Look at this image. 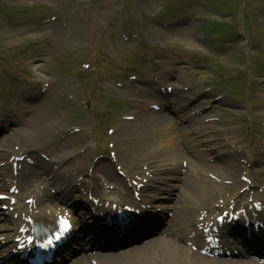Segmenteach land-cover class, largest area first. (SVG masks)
Here are the masks:
<instances>
[{"label":"rangeland","instance_id":"rangeland-1","mask_svg":"<svg viewBox=\"0 0 264 264\" xmlns=\"http://www.w3.org/2000/svg\"><path fill=\"white\" fill-rule=\"evenodd\" d=\"M205 1L211 5L212 13L196 4L195 0H0V89H12L11 85L16 82L44 83L46 93L48 92L39 103L47 110H37L33 104H26L27 107L22 104L19 106L22 109H15V119L21 122V128L17 125L14 129L12 145H26L27 149L36 152L33 156L37 158H41L44 155L42 153L48 154L47 160L53 163L48 166L53 167V172L60 174L78 160L90 162L96 153L105 154L107 145H113L107 151L121 159L120 164L125 165L128 170H141L143 164L152 160L153 156L149 154L156 153L155 145H148L147 131L140 132L138 127L128 124L123 117L130 109L126 105L133 99L141 101L148 98V93L156 86L143 82L139 86L144 88L138 86L137 90L118 91L116 87L112 89L107 86L110 80L104 79L96 84L94 76L75 77L73 70L83 61V56L88 55L101 69L100 74L107 78L113 76L112 78L121 79L124 72L136 69L137 65L142 72H152L153 56V59L160 57L169 60L168 65L167 62L160 64L165 71L168 70L170 77L173 76L171 81L175 82V86L188 89L186 96L195 97L197 93H202L201 99L204 100L192 113L209 105L211 99L221 98L209 113L201 117L204 121H214L205 125L201 121H191L194 126L200 127L204 132H213L217 139H224L225 136L230 139L228 143L231 144L242 140L244 134L239 128L243 127L248 134L245 135V144L249 154L254 156L259 153L260 148L264 147V82L254 85L255 82L249 80L250 65L240 60L241 47H245L246 41L235 43L232 51L217 52L215 46H211V42L203 37L199 23L165 31L146 27L148 18L166 13L167 6H181L184 2L190 6L186 9L189 12L183 11L179 21L189 17L188 20L192 22L195 15L192 13L199 11L214 17H217L216 14L230 16L237 13L240 6L237 0ZM248 1L250 3L247 12L245 11L248 18H244V25L249 28L255 22L256 30L252 29L251 37L260 46L264 42V0ZM163 3L165 8H161ZM253 3H256L255 7ZM50 14L57 17L44 23L24 21ZM236 16L237 14L234 15L235 19ZM15 19L23 21L10 24V20ZM235 19L225 18L226 25L229 26ZM132 20H141L140 25L145 30L142 46H139L141 32L136 28V35L122 37L120 32L121 26L128 29L133 24ZM131 29L126 33H130L128 31ZM228 44L232 45L230 42ZM40 46H49L52 51L36 57ZM127 49L133 50L130 55L122 52ZM252 56H256V53L253 52ZM21 57L27 58V61L17 64ZM257 57L258 62L264 59L259 55ZM181 61H186L191 66L183 67ZM164 72L158 75L161 76L160 81L165 83L168 75L165 76ZM253 74L264 75L258 71ZM256 126L259 128L257 133L254 131ZM93 128L96 130L93 140L82 134ZM69 129H78V135L74 134L64 147L65 137H59V132ZM185 131L189 129L185 127ZM225 143L221 141V144ZM189 145L192 144L189 142ZM219 146L220 144L216 147ZM84 148L86 152L83 154ZM219 152L224 151L219 149ZM196 154L198 153L195 152ZM77 155L79 159L76 158ZM6 158L7 155L0 158V162ZM219 165L220 163L216 164L221 170L215 172L214 167L211 172L207 170V173L222 175L219 179L225 178V181L237 178L238 170L233 168L231 160L224 166ZM5 169L6 166L1 167L0 172ZM257 173L258 169L253 168L251 178L257 179ZM208 176L206 174L207 178ZM212 186L210 191L208 186L202 187L200 198L194 201L200 203V206L207 204L211 199L210 195L215 192L212 202L216 203L222 197V191L229 189L222 187L223 185ZM233 189L234 187L231 188ZM192 212L195 213V210Z\"/></svg>","mask_w":264,"mask_h":264},{"label":"bare ground","instance_id":"bare-ground-1","mask_svg":"<svg viewBox=\"0 0 264 264\" xmlns=\"http://www.w3.org/2000/svg\"><path fill=\"white\" fill-rule=\"evenodd\" d=\"M142 128L144 130L150 131L154 136H156L154 137L155 139L158 140L157 134H159L160 137L163 139L161 142H159L158 140L159 145L157 147V150L160 149L161 152L169 156L173 155L174 158L182 155L183 152L180 150L178 142H174L175 130L173 128H167V121L165 120V118L155 115L150 117L149 119H145L142 122ZM193 133H195V131H193ZM154 138H152L151 142H148L149 146L153 145V142H155ZM10 142H11V138L8 137L2 142L0 146L8 147ZM96 172L103 178H107V177L114 178L113 172L108 164H100L98 168H96ZM184 188L186 191H189L187 182L184 183ZM54 211H56V209ZM184 213H185L184 210L178 211L173 220V223L178 224L179 220L182 218ZM5 221L9 222L8 218H5ZM141 253L143 254V258L141 261H139V263H132L131 260L129 259L127 260L126 257H113V258L99 257L98 260L99 261L101 260L102 262H108V264H257L255 262H250V261H244V262L243 261L242 262L211 261L205 258H201L199 255L191 251L189 252L185 248H182V246L171 241L169 242L163 241L162 246L156 249H149V248L142 249ZM86 261L87 260L82 258V260H80L76 264H89Z\"/></svg>","mask_w":264,"mask_h":264},{"label":"snow or ice","instance_id":"snow-or-ice-1","mask_svg":"<svg viewBox=\"0 0 264 264\" xmlns=\"http://www.w3.org/2000/svg\"><path fill=\"white\" fill-rule=\"evenodd\" d=\"M0 199H2V197H0ZM64 229H65V230L67 229V222H66V221L64 222ZM51 243H52L51 240H48V241H47V245H50ZM47 245L41 243V244L38 245V247H40V248H45Z\"/></svg>","mask_w":264,"mask_h":264}]
</instances>
